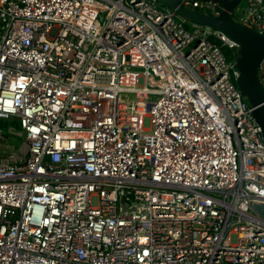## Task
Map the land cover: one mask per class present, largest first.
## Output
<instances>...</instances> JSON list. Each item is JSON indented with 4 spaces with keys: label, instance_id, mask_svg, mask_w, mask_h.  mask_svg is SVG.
Masks as SVG:
<instances>
[{
    "label": "built area",
    "instance_id": "obj_1",
    "mask_svg": "<svg viewBox=\"0 0 264 264\" xmlns=\"http://www.w3.org/2000/svg\"><path fill=\"white\" fill-rule=\"evenodd\" d=\"M230 14L264 36V0ZM187 20L157 0H0V139H22L0 154V264H264L240 45Z\"/></svg>",
    "mask_w": 264,
    "mask_h": 264
},
{
    "label": "water",
    "instance_id": "obj_2",
    "mask_svg": "<svg viewBox=\"0 0 264 264\" xmlns=\"http://www.w3.org/2000/svg\"><path fill=\"white\" fill-rule=\"evenodd\" d=\"M196 25L210 27L220 31L240 45V57L237 62L241 77L238 87L242 95L254 108L253 117L262 128L264 136V89L259 81L258 67L264 58V36L235 22L231 12L241 0H215L225 10L220 15H208L185 9L182 0H157ZM252 209L264 219V203L251 201Z\"/></svg>",
    "mask_w": 264,
    "mask_h": 264
},
{
    "label": "rangeland",
    "instance_id": "obj_3",
    "mask_svg": "<svg viewBox=\"0 0 264 264\" xmlns=\"http://www.w3.org/2000/svg\"><path fill=\"white\" fill-rule=\"evenodd\" d=\"M241 3H245V0H241ZM162 8L169 10L170 8L165 7L162 5ZM187 24L192 26V23L190 21L187 20ZM227 56H230V52L227 53ZM133 95L131 94H123L121 96L122 99L124 100H131L133 99ZM10 126L16 127L18 130H20L19 124L15 121L13 122V124L11 125L10 123H5L2 122L1 123V128L3 129V131L5 129L10 128ZM22 139L20 138H16V137H5V140L0 139V154L3 157L9 156L11 153L13 152H19L22 149Z\"/></svg>",
    "mask_w": 264,
    "mask_h": 264
},
{
    "label": "bare ground",
    "instance_id": "obj_4",
    "mask_svg": "<svg viewBox=\"0 0 264 264\" xmlns=\"http://www.w3.org/2000/svg\"><path fill=\"white\" fill-rule=\"evenodd\" d=\"M150 82H151V84H153V86H157V87H164L165 86V84H167V80H156V78L155 77H151L150 78ZM150 100H153L154 98L153 97H150L149 98Z\"/></svg>",
    "mask_w": 264,
    "mask_h": 264
},
{
    "label": "trees",
    "instance_id": "obj_5",
    "mask_svg": "<svg viewBox=\"0 0 264 264\" xmlns=\"http://www.w3.org/2000/svg\"><path fill=\"white\" fill-rule=\"evenodd\" d=\"M187 27H190V26L187 24ZM211 40H212V41H215V42H217V43H219V41L216 40V39H214L213 37H211ZM226 51H227V50H226Z\"/></svg>",
    "mask_w": 264,
    "mask_h": 264
}]
</instances>
